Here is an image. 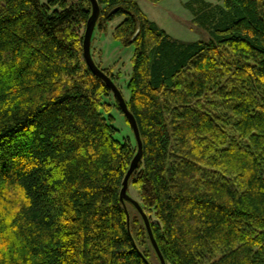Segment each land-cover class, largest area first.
<instances>
[{
	"label": "trees",
	"instance_id": "trees-1",
	"mask_svg": "<svg viewBox=\"0 0 264 264\" xmlns=\"http://www.w3.org/2000/svg\"><path fill=\"white\" fill-rule=\"evenodd\" d=\"M99 2L97 27L124 16L113 34L135 46L128 192L167 264H264V0L186 1L210 35L193 41L140 0ZM91 14L90 0H0V264H161L121 199L138 143L115 136L121 106L86 60Z\"/></svg>",
	"mask_w": 264,
	"mask_h": 264
},
{
	"label": "rangeland",
	"instance_id": "rangeland-1",
	"mask_svg": "<svg viewBox=\"0 0 264 264\" xmlns=\"http://www.w3.org/2000/svg\"><path fill=\"white\" fill-rule=\"evenodd\" d=\"M186 1L188 0H160L159 2L140 0V4L148 16L174 38L183 41L209 39V33L193 22V14L184 5ZM209 1L217 2V0ZM123 19L124 16L116 17L109 23L106 30L101 31L96 27L92 39V53L102 68H110L113 71L117 76L116 83L121 88L125 98L130 99L131 90L128 87V82L134 70L135 46L124 45L113 34L114 28ZM109 100L115 102L116 96L112 94ZM111 114L114 115V125L118 128L115 136L121 141H127L130 138L135 143L136 137L133 128L123 111L114 106L111 109ZM130 192L136 196V189L133 185L130 186Z\"/></svg>",
	"mask_w": 264,
	"mask_h": 264
},
{
	"label": "water",
	"instance_id": "water-1",
	"mask_svg": "<svg viewBox=\"0 0 264 264\" xmlns=\"http://www.w3.org/2000/svg\"><path fill=\"white\" fill-rule=\"evenodd\" d=\"M92 3V14L87 22L86 26V31L84 35V54L86 57V60L93 70V72L101 77L113 90V93L115 94L116 98L119 101V104L121 106V109L123 110L124 114L129 120L130 125L133 128L137 143H138V151L135 155V157L132 160L131 166L124 178L123 181V187L121 190V199L124 203H126V200L132 202L138 211L141 213L143 216V219L145 221L146 227L148 229L151 241L153 243L154 248L156 249L160 259H161V264H167L166 259L160 249V246L158 245V242L155 238L152 226H151V221L148 216V214L145 212L144 208L140 204V202L135 199L130 193L128 192L129 189V184H130V178L134 171L137 169L142 156H143V140L141 137L140 129L136 120V117L134 116L133 112L130 110L128 106V102L121 90V88L118 86L116 81L112 78L110 74H108L103 68H101L96 60L94 59L93 53H92V39H93V34L95 32V29L97 27L98 19L101 13V5L99 0H90ZM128 222H130V214L128 212Z\"/></svg>",
	"mask_w": 264,
	"mask_h": 264
}]
</instances>
